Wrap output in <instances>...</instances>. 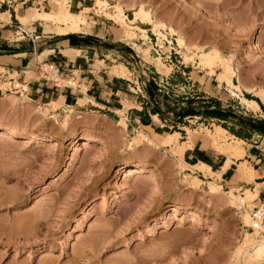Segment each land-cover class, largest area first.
<instances>
[{"label":"rangeland","instance_id":"obj_1","mask_svg":"<svg viewBox=\"0 0 264 264\" xmlns=\"http://www.w3.org/2000/svg\"><path fill=\"white\" fill-rule=\"evenodd\" d=\"M44 4L52 12L60 10L57 0ZM87 4L93 9L85 13L69 9L86 19L82 27L87 30L77 33L91 32V44L129 62L135 90L159 110L161 130L184 135L187 127L204 136L206 128L224 125L246 135L248 120H264L261 107L253 110L240 98H258L254 91L264 90V0ZM116 4L121 18L114 16ZM27 5L32 7L24 14L20 6L14 10L22 24L32 21L20 15L37 8ZM140 6L164 24L157 28L160 34L135 15ZM4 16L8 21V12ZM46 24L68 31L62 24ZM18 41L27 43L20 32L8 42ZM203 49L216 54L210 64L200 60ZM222 61L234 70L238 88L227 87ZM51 66L43 64L41 75L61 85L71 81L61 80ZM17 83L7 81L2 86L9 95L0 96V264H264V230L254 232L257 221L251 215L255 193L222 187L214 176L209 180L220 184L221 192L210 193L206 178L182 167L176 151L154 144L161 141L123 111L53 108L30 100L14 87ZM217 106L226 120L204 114ZM187 109L195 114L179 117ZM87 134L93 138L83 147ZM229 134L221 137L232 144L235 136ZM131 167L144 170L126 176ZM230 190L236 199L227 195Z\"/></svg>","mask_w":264,"mask_h":264},{"label":"crops","instance_id":"obj_2","mask_svg":"<svg viewBox=\"0 0 264 264\" xmlns=\"http://www.w3.org/2000/svg\"><path fill=\"white\" fill-rule=\"evenodd\" d=\"M72 2L69 9L73 12H78L83 7H91L87 4V0H72ZM27 4L21 5L17 2L14 9L20 6L21 14H24L27 8L32 7ZM6 12H8V21L2 18L5 17ZM1 14L4 15L1 16ZM15 18L22 24L12 9L0 6V96L9 95L5 93L6 88L2 85L7 81L10 83L17 81L22 85L24 94L32 101L43 104L56 102L60 106L70 105L78 108L101 107L123 111L135 124L138 123L145 128L153 139L161 141L167 137L169 133L161 130L165 124L161 122L158 108L156 107L157 110L153 108L146 96L135 90V81L132 80L133 72L127 66L129 62L120 60L118 55L113 57L111 54L102 52L101 45L95 46L90 43L91 40L84 39L87 35L91 36V32L81 34L64 31L60 33L53 30L52 25L46 24L45 21L43 23L36 20L22 24L25 30L22 36L27 43L18 41L19 43L10 44L8 41L13 40L14 35L19 32L15 24H9ZM17 21L14 20V22ZM26 34L32 35L35 39L37 43L35 52L30 48L29 36ZM69 34H74L75 37H70ZM102 48L105 51L112 50ZM114 52L117 51L114 50ZM43 64L55 67L61 80H74L78 86L71 88L67 84L61 85L55 80L42 76ZM149 103L151 105H148ZM153 115H156L159 124L153 119ZM256 115L254 112L251 117ZM186 130L187 133L185 132L184 135L182 130H174L179 134L178 140L164 146L171 147L176 151L178 158L190 164L197 162L208 164L216 175L220 174L219 179L216 175L214 177L222 187L234 186L243 195L244 189L255 193L254 207L264 204V135L252 133L249 138H241L245 145L243 146L244 156L232 158L229 166L223 171L221 169L226 156L207 142L203 135L188 136V130L191 129L186 127ZM226 131L230 133L229 135L232 134ZM253 136L258 139L253 140ZM242 162H246L253 169L252 180L248 179L247 174L238 171V166ZM200 174L203 176L202 173ZM203 177L207 181L213 178V176Z\"/></svg>","mask_w":264,"mask_h":264},{"label":"bare ground","instance_id":"obj_3","mask_svg":"<svg viewBox=\"0 0 264 264\" xmlns=\"http://www.w3.org/2000/svg\"><path fill=\"white\" fill-rule=\"evenodd\" d=\"M57 2H59V6H60V10L56 11V12H52L50 9H48V7H46L45 5H41L40 7L36 8L35 10H33L31 13H27L26 15L24 16H21L20 15V19H23V20H26V19H30V21H36V20H40V21H45V22H49V21H52V22H55L57 24H62V25H65L68 29L67 32H77L79 30H84V28L82 26H84L85 22H86V19L83 17V15H79V14H74L72 13L70 10H69V7L71 5V3H69V1H66V0H57ZM102 2L101 1H97V7L99 9L102 8ZM105 5V4H104ZM117 5V4H116ZM18 7V6H17ZM95 7V6H94ZM90 9H93L91 7H83L80 11L82 13H85V12H88ZM102 10V9H101ZM102 11H105L102 10ZM116 13L114 16H117L118 18H121L122 16V8L120 6H116ZM112 14V13H111ZM135 15H137L138 17H141L142 19L146 20L149 22V24L152 25L153 29L155 32H157V34H160L159 31H157L158 29V26H164V24L159 23L158 22H155L153 20L150 19L149 17V14L146 13V11H144V9L142 8V6H140L139 10L138 11H135ZM134 15V16H135ZM135 16V17H137ZM124 17V16H123ZM134 18V17H133ZM135 19V18H134ZM117 20V19H116ZM124 20V19H123ZM136 20V19H135ZM157 20V19H156ZM119 21V20H117ZM124 22V21H123ZM124 24V23H123ZM135 26L136 28V25H133ZM140 29V28H139ZM141 31V29H140ZM179 41V39H178ZM182 41V40H181ZM181 44V43H180ZM183 44V43H182ZM185 45V44H184ZM180 46V45H179ZM182 48V47H181ZM188 48L185 46V49ZM200 48V47H198ZM189 49V48H188ZM187 50V49H186ZM184 52V51H183ZM199 52V51H198ZM214 53V52H213ZM211 51H201L199 55L200 57V60L201 62H205L207 64H210L211 61L216 58V54L214 55ZM184 55H187V53H185ZM226 61V60H225ZM225 61H222V67H223V72H222V78H224L223 80L226 81V85L227 87H236L238 88V86H236L234 84V82L232 81V76L234 75V70L231 69L230 65H228V62H225ZM119 74V73H117ZM71 81H68V83H70ZM19 84L17 83L16 86H18ZM1 86V85H0ZM252 91V90H251ZM253 93V92H252ZM254 94L260 99V101L264 104V90H256L254 91ZM241 98V101L243 103H245L248 107H250L251 109L253 108L254 109H259L260 106H259V103L255 100V99H247L246 97H240ZM51 105V107H57L58 104L56 102H50L49 103ZM52 108V109H53ZM154 120L157 121V117L156 115H154ZM3 123H1L2 125ZM6 125V124H5ZM6 127V130L8 129L9 132L11 133H14L15 132V129L12 128V127H8L7 126H4ZM188 129V128H187ZM18 130V129H17ZM6 133V132H5ZM20 133V132H19ZM18 133V134H19ZM225 133H228L224 128H222L221 126L219 125H215V130L214 131H211L210 129H205V134H204V138L207 142L211 143L212 146L218 150L222 155L226 156V160H225V163L223 164L222 166V169L221 170H225L229 164H230V157L232 155H236L237 157H243L244 156V149L242 147V144H243V140L239 139V138H234V143H227L226 138L225 140H222V137L221 135L222 134H225ZM8 134V133H6ZM22 134V133H21ZM27 134V133H25ZM141 134V133H140ZM139 134V136H140ZM20 135V134H19ZM24 135V134H23ZM22 135V136H23ZM30 135V134H28ZM21 136V135H20ZM33 136V135H32ZM38 136H41V137H44L42 135H38ZM179 134L174 132V133H169L167 135L166 138H164L163 140H161V142L157 143V142H153L154 144H158V145H168L170 144L174 139L178 138ZM188 136H196V132L195 131H191V130H188ZM231 136V135H230ZM25 137V136H24ZM27 137V136H26ZM25 137V138H26ZM35 137V136H34ZM40 137V138H41ZM46 138V137H45ZM48 138V137H47ZM83 140H82V144H83V147H84V144H86L87 140L89 139H92L93 137L90 136V134L88 135H84L83 137ZM95 139V138H94ZM133 141H135V137L132 138ZM139 139V137H138ZM136 139V140H138ZM57 140V139H56ZM101 141V140H100ZM51 142V141H50ZM53 142V140H52ZM101 142H104V141H101ZM56 143V141H55ZM58 144V143H57ZM105 144V143H103ZM188 144H190L188 142ZM187 144V145H188ZM81 145V144H80ZM157 145V146H158ZM82 146V145H81ZM180 163L182 165V167H185V168H188L189 170H192L193 172H200L203 174V176H214L216 175L213 171H212V168L204 163V162H197V163H194V164H190L182 159H180ZM241 164H243V166L240 168V171L242 172V174H247L248 176V179L249 180H252V177H253V169L251 168V166H249L246 162H242ZM143 167H131L129 168L127 171H125L127 174L126 176L128 175H135L136 173H140L141 171H143ZM133 175V176H134ZM191 176V175H190ZM217 177L220 178V174H217L216 175ZM186 180V179H185ZM193 180L197 183L199 182H202V180L198 179L196 176H193ZM208 183H209V187H210V193L212 194H216V192H221V186L220 184H217V183H214L210 180H208ZM194 185V184H193ZM197 185V184H196ZM157 186V185H156ZM247 192H250L249 189H246ZM227 195L231 198H235L236 199V195L233 193L232 190L228 191L227 192ZM252 198V197H251ZM244 200L242 198L239 199V203H243ZM37 217V216H36ZM42 217V216H41ZM194 217V216H193ZM192 217V219H193ZM34 218V216H33ZM41 219V218H40ZM196 220V218H194ZM193 219V220H194ZM34 220V219H32ZM33 221H31V224H32ZM37 222V221H36ZM256 222V221H255ZM30 223V222H29ZM35 223V222H34ZM41 223V222H40ZM39 223V224H40ZM38 224V225H39ZM26 225V224H25ZM35 225V224H34ZM38 225L36 223V227L38 228ZM30 226V224H29ZM33 227V226H32ZM35 227V228H36ZM30 228V227H29ZM254 232L257 234L259 233V230L263 229L264 230V226L262 225V220L259 219L257 220L256 223H254ZM260 239V237H259ZM258 239V240H259ZM259 242V241H258ZM257 242V243H258ZM256 241L254 242V245H255ZM260 243H264V234L261 235V239H260Z\"/></svg>","mask_w":264,"mask_h":264},{"label":"trees","instance_id":"obj_4","mask_svg":"<svg viewBox=\"0 0 264 264\" xmlns=\"http://www.w3.org/2000/svg\"><path fill=\"white\" fill-rule=\"evenodd\" d=\"M69 36L70 37H75L74 34H69ZM84 39L90 40V39H92V36L87 35V36L84 37ZM254 99L259 103V106L264 111V105L260 102V100L258 98H254ZM224 111L225 110H223V109L219 108V106H217V107H212V108L205 109L203 112H204V114L207 117L226 120V117L228 115ZM184 112H187V113L183 114ZM184 112L181 113L179 115V117L195 114L194 110H192V109H187ZM247 124H248L249 127H248V134H246V135L242 134V133H240V131L234 130V129L230 128V127H226L224 125H221V126L224 127L226 130L230 131L235 136H237L239 138H242V139L249 138L250 134H252V133H258V134L264 135V120H261L259 122L258 121H254V120H248Z\"/></svg>","mask_w":264,"mask_h":264},{"label":"built area","instance_id":"obj_5","mask_svg":"<svg viewBox=\"0 0 264 264\" xmlns=\"http://www.w3.org/2000/svg\"><path fill=\"white\" fill-rule=\"evenodd\" d=\"M16 0H0V6H6L7 9H12V11L14 12V7H13V2H15ZM19 3L21 5H26L28 2H31L32 4H35L37 6V8L41 5H45L44 2L47 0H18ZM14 20L17 21V19H13L9 22V24H15L16 25V29L20 32V33H25V30L22 28V24L17 22H14ZM28 35V34H26ZM29 36V45L30 48L32 49L33 52H35L37 50V43L35 41V39L32 37V35H28ZM71 80V79H70ZM68 86H70L71 88L77 87L78 85L75 84L74 80H71L70 83L67 84ZM16 88L20 89V92L22 93L23 87L21 84H19V86H14ZM241 206H244V204H242ZM253 212L251 213L252 215V219L253 221H257L259 219L262 220V222L264 223V204H260L259 206H256L253 208ZM264 225V224H263Z\"/></svg>","mask_w":264,"mask_h":264}]
</instances>
